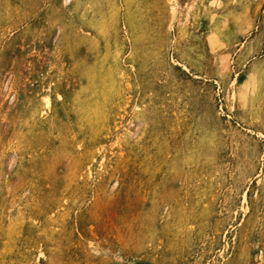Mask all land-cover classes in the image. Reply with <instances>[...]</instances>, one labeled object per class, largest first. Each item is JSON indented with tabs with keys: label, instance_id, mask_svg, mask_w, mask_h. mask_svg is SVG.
<instances>
[{
	"label": "rangeland",
	"instance_id": "374dc122",
	"mask_svg": "<svg viewBox=\"0 0 264 264\" xmlns=\"http://www.w3.org/2000/svg\"><path fill=\"white\" fill-rule=\"evenodd\" d=\"M0 159V264H264V0H0Z\"/></svg>",
	"mask_w": 264,
	"mask_h": 264
},
{
	"label": "bare ground",
	"instance_id": "6f19581e",
	"mask_svg": "<svg viewBox=\"0 0 264 264\" xmlns=\"http://www.w3.org/2000/svg\"><path fill=\"white\" fill-rule=\"evenodd\" d=\"M163 31H164V30H163ZM163 34H164V33H163ZM161 36H162V35H161ZM162 37H163V36H162ZM161 43H162V42H161ZM158 47L160 48V46H158ZM159 48H158V49H159ZM161 48H163V47H161ZM158 49H157V50H158ZM157 50H156V51H157ZM161 53H162V51H161ZM163 53H164V52H163ZM156 54H158V53L156 52ZM154 56H155V54H154ZM157 56H158V55H157ZM159 56H160V55H159ZM162 58H163V57H162ZM162 58H158V59L162 60ZM154 59H155V58H154ZM166 60H167V59H166ZM156 62H157V61H156ZM162 63H163V62H162ZM155 64H157V63H155ZM160 64H161V62H160ZM158 65H159V64H158ZM163 65H164V64H163ZM156 66H157V65H156ZM167 66H168V65H167ZM167 66H166V67H167ZM170 66H171V65H170ZM152 67H153V66H152ZM152 67H151V68H152ZM154 67H155V66H154ZM157 67H158V66H157ZM161 67H163V66L161 65ZM161 67H160V68H161ZM168 67H169V66H168ZM153 69H154V68H153ZM151 70H152V69H151ZM154 70H155V69H154ZM167 70H168V69H167ZM171 70H172V69H171ZM152 71H153V70H152ZM155 72H156V71H155ZM158 72H159V71H158ZM167 72H169V71H167ZM174 72H175V71H174ZM176 72H177V71H176ZM163 73H164V72H163ZM171 73H172V72H171ZM155 74H156V73H155ZM165 75H166V74H165ZM170 76H171V75H170ZM165 78H166V76H165ZM172 78H174V76H173ZM172 78H171V79H172ZM178 78H179V77H178ZM175 79H176V77H175ZM172 80H173V79H172ZM183 81H184V80H183ZM172 82H173V81H172ZM175 82H176V81H175ZM178 82H179V81H178ZM173 83H174V82H173ZM174 85H175V84H174ZM177 85H178V84H177ZM190 86H191V85H190ZM196 86H197V84H196ZM230 97H231V96H230ZM41 101H42V100H41ZM43 103H44V104L42 105L43 107L40 108L41 113H43L44 111H46V109L48 110V107H49V105H50V97L47 96V95L44 96V97H43ZM211 105H212V104H211ZM206 106H207V105H206ZM207 108H208V106H207ZM210 108H211V107H210ZM211 110H213V109H211ZM216 111H217V110H216ZM210 112H211V111H210ZM210 112H208V113H210ZM218 114H219V113H218ZM208 115H209V114H208ZM209 117H210V116H209ZM209 117H208V118H209ZM213 117H214V116H213ZM213 117H212V118H213ZM206 118H207V116H206ZM210 120H211V119H210ZM225 120H226V119H225ZM217 121H218V120H217ZM220 121H221V120H220ZM220 123H221V122H220ZM220 123H219V124H220ZM216 124H217V123H216ZM220 126H221V125H220ZM212 127H214V126H212ZM218 128H219V127H218ZM221 129H223V128H221ZM225 129H226V128H224V130H225ZM214 130H216V129H214ZM224 130H223V131H224ZM228 131H229V130H228ZM218 133H219V132H218ZM220 134H221V133H220ZM226 138H227V137H226ZM252 138H253V137H252ZM250 139H251V138H250ZM253 139H254V138H253ZM218 140H220V139H218ZM251 140H252V139H251ZM254 140H255V139H254ZM222 141H223V140H222ZM223 142H224V141H223ZM212 143H213V142H212ZM252 143H253V142H252ZM254 144H255V143H254ZM7 148H8V147H7ZM216 148H218V147H216ZM2 149H3V148H2ZM216 150H217V149H216ZM3 151H4V150H3ZM218 152H219V151H218ZM5 154H6V153H4V156H5ZM216 154H217V153H216ZM216 154H215V155H216ZM2 156H3V155H2ZM202 159H203V158H202ZM202 159H200V160H202ZM0 160H1V159H0ZM1 165H2V164H1ZM2 171H3V170H2ZM194 177H195V176H194ZM75 179H78V178H75ZM61 180H62V179H61ZM70 181H71V180H70ZM81 182H82V181H81ZM59 183H60V182H59ZM73 183H74V181H73ZM73 183H72V184H73ZM74 184H76V183H74ZM78 184H79V183H78ZM83 184H84V181H83ZM61 185H62V184H61ZM62 186H63V185H62ZM73 186H74V185H73ZM73 186L71 185V187H73ZM78 186H79V185H78ZM55 188H56V187H55ZM76 188H77V187H76ZM71 189H73V188H71ZM57 190H58V188H57ZM67 190H68V189H67ZM14 191H15V190H14ZM63 191H64V190H63ZM72 191H73V190H72ZM57 192H58V191H57ZM70 193H71V192H70ZM10 194H11V193H10ZM55 194H56V193H55ZM60 194H61V193H60ZM13 195H14V194H13ZM61 195H62V194H61ZM61 195H60V196L58 195V196L61 197ZM73 196H74V195H73ZM63 197H64V196H63ZM71 198H72V197H71ZM69 199H70V198H69ZM58 201H59V200H58ZM53 202H54V201H53ZM60 203L62 204V202H60ZM58 204H59V202H58ZM59 205H60V204H59ZM65 205H66V204H65ZM150 205H151V204H150ZM148 206H149V205H148ZM141 207H142V206H141ZM146 208H147V207H146ZM148 209H150V208H148Z\"/></svg>",
	"mask_w": 264,
	"mask_h": 264
}]
</instances>
